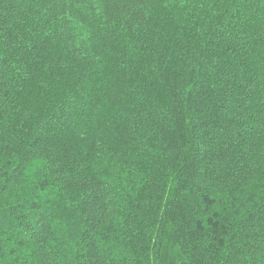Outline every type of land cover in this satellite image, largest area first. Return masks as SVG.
I'll return each instance as SVG.
<instances>
[{"label":"trees","instance_id":"1","mask_svg":"<svg viewBox=\"0 0 264 264\" xmlns=\"http://www.w3.org/2000/svg\"><path fill=\"white\" fill-rule=\"evenodd\" d=\"M0 264H264V0H0Z\"/></svg>","mask_w":264,"mask_h":264}]
</instances>
